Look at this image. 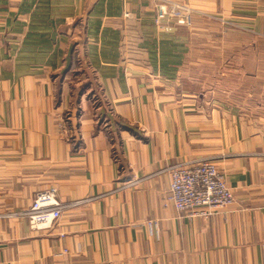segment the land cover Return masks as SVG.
<instances>
[{"label":"crops","instance_id":"obj_1","mask_svg":"<svg viewBox=\"0 0 264 264\" xmlns=\"http://www.w3.org/2000/svg\"><path fill=\"white\" fill-rule=\"evenodd\" d=\"M174 1L0 0V264H264V0ZM204 159L235 203L190 218ZM52 187L53 227L9 214Z\"/></svg>","mask_w":264,"mask_h":264},{"label":"built area","instance_id":"obj_2","mask_svg":"<svg viewBox=\"0 0 264 264\" xmlns=\"http://www.w3.org/2000/svg\"><path fill=\"white\" fill-rule=\"evenodd\" d=\"M156 16L158 20L172 19L180 26L192 25L193 9L174 0H159ZM65 128L66 119H61ZM171 186L168 201L176 210L190 218L209 217L218 211L225 212L235 203L234 193L215 161L204 159L199 162H180L170 167ZM59 200L58 189L52 187L39 192L27 209L9 213L26 218L34 230L48 229L62 216L66 207ZM7 214V216H10ZM264 251V243L262 244Z\"/></svg>","mask_w":264,"mask_h":264},{"label":"rangeland","instance_id":"obj_3","mask_svg":"<svg viewBox=\"0 0 264 264\" xmlns=\"http://www.w3.org/2000/svg\"><path fill=\"white\" fill-rule=\"evenodd\" d=\"M172 166H173V165H172ZM172 166H171V167H172ZM169 170H170V168H169ZM170 175H171V173H170ZM169 192H170V191H169ZM74 203H75V202H74ZM64 204H65V203H64ZM70 204H72V203H70ZM66 205H67V204H66Z\"/></svg>","mask_w":264,"mask_h":264}]
</instances>
